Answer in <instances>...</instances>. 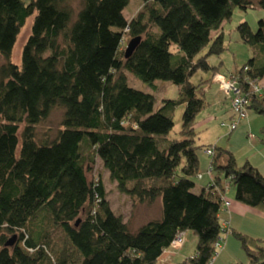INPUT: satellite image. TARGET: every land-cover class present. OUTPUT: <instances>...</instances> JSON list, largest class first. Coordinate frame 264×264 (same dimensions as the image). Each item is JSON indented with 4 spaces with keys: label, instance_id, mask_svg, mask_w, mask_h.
Listing matches in <instances>:
<instances>
[{
    "label": "trees",
    "instance_id": "16d2710c",
    "mask_svg": "<svg viewBox=\"0 0 264 264\" xmlns=\"http://www.w3.org/2000/svg\"><path fill=\"white\" fill-rule=\"evenodd\" d=\"M141 1L143 10L128 21L129 0H0V264H156L185 231L197 243L179 264H211L222 231L237 239L246 264H264V241L228 231L219 218L229 184L236 201L264 212V176L248 161L238 167L228 150L197 145L194 127L205 106L202 85L223 74L208 63L224 50L222 24L235 8L255 5ZM256 3L264 11V0ZM28 21L16 63L13 49ZM259 23L255 33L245 21L237 25L255 48L238 72L223 75L236 79L248 111L264 117V95L252 87L264 78ZM125 30L141 38L127 58ZM198 71L211 77L195 85L190 78ZM126 72L151 87L170 81L178 98L154 108L153 94L130 87ZM179 104L180 138L171 140L174 123L164 111ZM55 108L63 111L55 136L37 137L35 126ZM199 148L213 151L212 181L195 193ZM97 160L132 206L158 201L161 217L132 229L93 173ZM53 231L61 233L56 240Z\"/></svg>",
    "mask_w": 264,
    "mask_h": 264
},
{
    "label": "rangeland",
    "instance_id": "374dc122",
    "mask_svg": "<svg viewBox=\"0 0 264 264\" xmlns=\"http://www.w3.org/2000/svg\"><path fill=\"white\" fill-rule=\"evenodd\" d=\"M254 7L248 8L246 11H243L239 8H235L232 14V17L229 21H226L223 25V33H224V50L218 56H209L208 63L211 66H216L218 70L225 74L229 75L230 73L238 72L247 62V60L252 56L253 49L255 48L256 43H248L244 42L238 31L237 25L242 22H247L250 26L251 30L255 33L261 27L259 21L263 20L262 29L264 31V11L257 6V0H251ZM144 8V3L141 0H129L128 5L123 10V15L126 20H130L134 16H136L139 12H141ZM30 32V21H28L21 29L16 44L13 49L12 59L14 62L19 63L21 49L22 46ZM214 34V33H213ZM122 50H125L127 43L130 38L127 30L123 32L122 37ZM257 47V46H256ZM205 52L202 51V54ZM1 62V58H0ZM127 82L130 87L135 89L148 92L153 94L155 98L154 108H158L162 101L165 99H177L179 95V86L171 83L170 81L164 80H156L154 81L153 87L148 86L143 83L136 77H134L131 73L126 72ZM211 77V71L196 72L191 78L190 82L193 84H198L201 80L205 81ZM202 88L205 92V106L204 108L197 114L196 120V137L195 143L197 145H212L217 148H222L230 151L234 158L237 166L243 165L245 161H248L250 164L258 165L259 167L264 166V136L262 133V129L264 127V117L261 114H257L253 111H249L248 115L245 119L241 121V123L237 126L235 130L232 132L229 131V108H230V100L227 98L228 96L221 90L219 84L212 79L211 82L202 85ZM264 95V94H263ZM227 96V97H226ZM262 97V95H259ZM184 111V105H176L175 108L170 111L166 109L164 111L165 114H169L171 112V117L173 119V128L168 134V138L179 139V131L181 128V117ZM62 109L55 108L53 109L49 116L42 122L38 123L35 126L36 135L39 138H53L56 134V131L59 129L61 117H62ZM199 161H200V170L201 166L206 165L208 167V163L210 162L209 156L205 153L202 148L198 149ZM203 162V163H202ZM202 164V165H201ZM203 169V168H202ZM93 173L101 176L103 181L105 191L107 194V199L110 202V206L112 210L116 214H121L126 221H129L132 229H136L145 221L150 218L156 216L159 212L158 201L154 204L148 205L146 204H138L132 206L131 201L127 196L119 193L116 188V184L110 181L108 172L103 168L100 160L96 161V165L94 167ZM207 176L204 175L203 178H198V176L193 177V181L195 183V190L198 191L201 185L206 182ZM202 187V186H201ZM229 189L233 190L234 187L232 184H229ZM230 194V193H229ZM227 224V223H226ZM225 223L222 226H226ZM223 226V227H224ZM251 231H254L253 226L246 227ZM244 229V228H243ZM247 231V229H244ZM54 239H58V236L61 235L59 231H53ZM242 232V231H240ZM249 237V234L242 232ZM221 234H224L222 231ZM231 235L230 233H227ZM226 235H220V245L224 246ZM232 236V235H231ZM184 242L181 246L170 248L169 250L172 253H178L182 251L183 256L190 257L193 255L195 246L192 245L189 241L187 242L186 235L184 233ZM255 239L256 238L252 237ZM230 242H233L240 250V252L244 253L241 249L239 242L235 237H231ZM232 244V243H231ZM228 246V249L234 250L236 249L232 247V245ZM221 247L217 248V253L221 249ZM245 255V253H244ZM214 260V259H213ZM220 261H218L219 264ZM161 264V263H156ZM212 264V262H211Z\"/></svg>",
    "mask_w": 264,
    "mask_h": 264
},
{
    "label": "crops",
    "instance_id": "0c3cea01",
    "mask_svg": "<svg viewBox=\"0 0 264 264\" xmlns=\"http://www.w3.org/2000/svg\"><path fill=\"white\" fill-rule=\"evenodd\" d=\"M224 23L222 24V28ZM254 166L264 176V166L263 167H259L258 165H254ZM207 168L208 167L204 165L203 167L201 166V170H200V164H199V172L201 174L200 178H203L204 175H206L208 178L206 182L203 183V185H201L202 187L201 186L199 187L200 189L198 191L195 190V186H196L195 185L193 188V192L198 193L201 190V188L207 186L211 182V176H208L206 172ZM224 197L229 202V206H223L222 209L220 210L219 218L221 224L227 223L226 226L224 225L223 226L226 229H228V231L230 230H236L238 232L244 231V233H247L252 237L261 238L264 241V212L255 208H249L246 205L236 201L235 191L234 189L233 190L229 189V187L226 189L224 193ZM158 206H159L158 214H156V216L154 217L148 218L146 221L151 219H158L161 217L159 202H158ZM148 207H150V205H148ZM250 226H253L254 231H251L250 229L246 228V227L250 228ZM243 228L247 229V231H245ZM184 233L186 235L187 242L189 241L193 246L196 245L197 243L196 237L190 231H185ZM220 235L222 236L226 235L225 236L226 239H224L225 243L224 246L222 247L221 245H219L221 249L214 257V260H212V264H218V261H220L219 264H246L247 260L244 253L242 255V253L237 248V246L233 244V242H230L232 241L231 240L232 236L227 233ZM230 244L234 248L236 246V249L230 251L228 249V246ZM185 258L187 257L183 256L182 251L178 253H172V251L166 249L159 256L157 263L159 262L161 264H179Z\"/></svg>",
    "mask_w": 264,
    "mask_h": 264
},
{
    "label": "built area",
    "instance_id": "2783aa9c",
    "mask_svg": "<svg viewBox=\"0 0 264 264\" xmlns=\"http://www.w3.org/2000/svg\"><path fill=\"white\" fill-rule=\"evenodd\" d=\"M214 80L219 84L221 90L231 99V112H230V121H229V131L235 130L237 126L245 119L248 115V98L241 94L239 88L237 87L236 79L233 76H225L223 74L217 73L214 75ZM253 92L257 95L264 94V78L258 80L252 84ZM206 154L211 156L213 151L211 148L206 149ZM207 175L211 176V167L207 169ZM201 177V174L198 175V178ZM212 181V179H211ZM227 187V185H225ZM222 202L224 206H229V202L222 197ZM184 233L178 234L171 244V248H177L181 246L184 242ZM180 248V247H179Z\"/></svg>",
    "mask_w": 264,
    "mask_h": 264
},
{
    "label": "water",
    "instance_id": "95a60500",
    "mask_svg": "<svg viewBox=\"0 0 264 264\" xmlns=\"http://www.w3.org/2000/svg\"><path fill=\"white\" fill-rule=\"evenodd\" d=\"M140 37L137 36V37H134L132 39L129 40V42L127 43L126 45V48H125V51H124V56L127 58L131 53L132 51L135 49V47L137 46V44L139 43L140 41ZM15 239H16V236H12L6 243L5 245L6 246H10V245H13V243L15 242Z\"/></svg>",
    "mask_w": 264,
    "mask_h": 264
}]
</instances>
